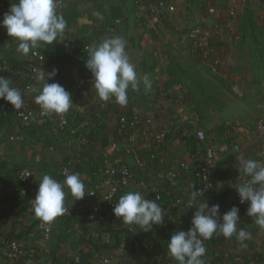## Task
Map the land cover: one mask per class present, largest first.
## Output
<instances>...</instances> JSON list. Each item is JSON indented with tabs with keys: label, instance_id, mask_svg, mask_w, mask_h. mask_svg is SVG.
<instances>
[{
	"label": "crops",
	"instance_id": "0c3cea01",
	"mask_svg": "<svg viewBox=\"0 0 264 264\" xmlns=\"http://www.w3.org/2000/svg\"><path fill=\"white\" fill-rule=\"evenodd\" d=\"M151 1L154 0H146V4L139 8L136 3L128 0H59L58 12L63 15L67 24L64 34L71 35L75 38V41L68 44L63 42V36H65L63 34L62 37L56 40L55 46L50 44L36 48L45 52V65L42 68L48 72L53 68L58 70V74L53 80L48 82H58L62 85L70 93L73 103L71 108L83 117L90 115L98 119L104 124L107 131L109 130L108 132H111L115 127L118 112L127 109L138 110L144 113V116L159 121L179 113L182 105L177 101L164 97L163 94L169 90L166 83L172 77H175L178 80V85L181 86L178 87V93L181 96L183 95L184 99L187 98L188 89L185 82L188 83V78L185 74H181L180 68L177 69L179 71L177 75L170 71L175 65L183 70H193L190 69L192 62H197L195 63L196 66L193 63L194 71L199 66V62L191 55L188 48L190 42L189 39L186 40L187 21H201L202 19L205 26L212 30L216 42L221 47L222 62L220 71L224 73L219 76L221 82L218 80V76L212 79V87L222 92L221 87H223V84L219 85L217 83H222L230 78L226 72L230 71L231 67L229 61V54L232 49L229 47L232 29L231 15L233 13H245V10H251L252 13L264 11V0H248L250 1L248 5L245 3L240 4L239 0H171L176 12L172 15V18H169L165 12L153 9V6L149 4ZM16 2L17 0H0V3L7 5L5 9L0 7V20L8 12L11 4ZM246 5L248 7L245 8ZM139 13H143V15L139 16ZM100 22L111 25L114 30L113 36L99 30ZM114 36L122 37L125 40L127 55L130 62L134 64L138 77L147 75L152 82L151 89L146 90L143 84L140 85L138 90L130 88L126 106L117 105L115 98L107 102L98 98L95 90L92 89L93 77L85 64L80 63L81 61L77 55V37L92 39L93 46ZM69 44L70 46H67ZM17 48V43L7 35L6 29L0 27V56L5 59L11 57L19 62H28L31 59V52L28 55H22L17 51ZM194 77L198 78L196 73H194ZM8 79L12 82L13 87L21 89L22 81L20 79ZM35 83L36 80L33 84ZM174 88L175 86L171 87L172 94ZM157 90L159 94L157 93L152 107L151 103L150 105L145 103L142 96L147 97ZM139 94L144 95L138 97ZM34 96L35 93L29 91L27 100L32 107H38L39 105L34 102ZM207 110H209L208 112L216 111L214 107ZM205 111L202 110L203 113ZM200 123L203 124L201 121ZM235 127L240 126L235 125ZM12 135H24V139L22 141H11L10 137ZM241 144L239 158L253 159L258 155L260 141L252 135L245 134ZM124 147V141L113 140V137H111L107 146L98 153H92V155H98L103 160H114L120 157ZM79 149V142L74 136L53 133L47 127L35 128V130L24 128L15 116L14 107L5 100L0 99V222H3L2 220L6 218V214H12L13 212L17 226L30 223V216L27 211H23V215L19 216L16 213L20 206L19 200L24 196V191L14 182H8L7 171H10L13 175L20 167L29 166L35 171L40 181L43 175H48L52 164L63 161ZM158 157L159 166L162 169L180 161L193 162L197 160H195L194 154L190 153V148L179 142L173 134H170L165 140ZM85 159L90 160V154H87ZM238 166L239 159L238 165L232 167L229 172L218 173L216 176L217 185L220 183L227 185L230 178H236L239 174L237 171ZM142 180L150 185L154 192L158 191V183L155 181L154 176L143 177ZM140 187V184L132 186L126 189L122 195L129 191H140ZM229 191H224L223 187L224 194H222L225 195L226 201L228 200ZM217 192L220 193L218 187ZM48 223L52 226V235L49 246L41 244L42 257L47 261H52L71 255L74 251L73 246L77 245L76 247H78L80 243L79 229L74 227L62 228L67 235L60 236L61 231L56 227L55 220ZM0 264L17 263L7 260L0 253ZM24 264L32 263L25 262Z\"/></svg>",
	"mask_w": 264,
	"mask_h": 264
},
{
	"label": "clouds",
	"instance_id": "9594fccd",
	"mask_svg": "<svg viewBox=\"0 0 264 264\" xmlns=\"http://www.w3.org/2000/svg\"><path fill=\"white\" fill-rule=\"evenodd\" d=\"M58 8L59 0H17L0 20V27L6 29L7 35L17 43V51L28 55L36 48L53 44L63 36L67 24ZM85 67L93 77L92 89L101 101L107 102L115 98L117 105L126 106L130 88L138 90L141 84L146 90L152 87L147 75L138 77L135 66L127 55L126 42L119 36L93 45L88 50ZM57 74L58 70L55 68L50 72L40 69L36 75V83L29 89L35 93L34 102L49 115L66 113L73 104L70 93L62 85L48 82ZM0 99L16 110L24 106L20 90L3 76H0ZM237 171L239 175L248 178L235 187L239 202L248 204L246 215L264 229V161L241 157ZM65 189L74 197V201L89 194L79 174L67 175L63 183L50 175H43L38 182L35 199L32 200L36 218L42 222H52L63 215L67 194ZM203 193V189L193 186L190 202L199 201V204L194 207L196 211L192 216L191 226L187 231H174L167 240V252L175 264H204V242L214 234L223 235L226 239L235 235L239 241H245L251 236V233L238 227L240 215L237 206H232L221 215L219 204L210 206L206 199H200ZM164 212L156 199L146 198L139 190L122 195L113 208L114 216L123 224L135 229L138 227L143 232L152 231L155 225H161Z\"/></svg>",
	"mask_w": 264,
	"mask_h": 264
},
{
	"label": "built area",
	"instance_id": "2783aa9c",
	"mask_svg": "<svg viewBox=\"0 0 264 264\" xmlns=\"http://www.w3.org/2000/svg\"><path fill=\"white\" fill-rule=\"evenodd\" d=\"M133 1L137 4L139 8H142L146 4V0H128ZM245 1V0H241ZM153 6V9H159L165 12L169 18L175 14V6L171 0H154L149 3ZM5 3H0L2 9L6 8ZM143 13H139L142 16ZM258 17L261 19L264 26V11L258 13ZM107 35L113 36L114 30L109 29ZM186 37L194 42L198 47L201 57L209 65L210 70L213 72L220 71L221 68V56L215 48V37L212 30L205 26L201 21H187V31ZM65 43H72L75 38L71 35L63 36ZM91 48L90 42H85L84 49L89 50ZM88 55V54H87ZM31 59H34L29 65V71L22 74V78L25 84L20 89V92L24 98V106L20 110L15 109V116L21 123V125L27 127L31 124L42 126L46 125L51 121H56L59 124L68 123L73 117L69 116V112L63 114H46L41 108H33L27 100V95L29 89L33 85L36 79V75L39 71L40 64L44 61V55L35 49L31 51ZM80 61L83 60V56H79ZM0 70L10 71L9 67L2 62V57L0 56ZM188 123L192 126V133L197 141L196 143V154H194L195 160L193 162L180 161L169 167L161 169L156 176L157 183L161 185V192L169 195L173 192V203L181 208L189 209L196 204L191 201V192L193 191V186L204 191L215 189L217 181L213 177L214 169L218 164L232 155L233 153H239L242 148V139L245 134L252 135L255 139L260 141L258 155L253 158L258 161H264V123L257 122L254 125H244L240 127H234L233 131H225L222 134L209 133L205 129L198 125V118L195 113H187L184 109H180L179 113L171 116L163 121L156 120L149 116H143L140 114H133L129 117L121 115L116 119V124L118 125V131H122L125 128H130L131 132L126 137L125 141V152L127 155L109 161L101 166L98 170L101 175V183L98 189H90L88 191V198L93 200L91 204V212L88 215V224L92 227L98 225L97 215L101 209L102 204H104L109 209L114 208V204L118 202V197L120 193L132 186L136 185V173L133 171V167H138L139 169H144L146 166L152 165L156 161L155 150L160 147L166 140L167 135L171 132L173 127L179 124ZM86 124L83 120L79 123V127ZM183 129V128H182ZM186 131L183 129V133ZM24 135H12L10 137L11 141H22ZM79 142H84L85 139H79ZM151 145L155 146L153 153H148L144 155L143 150ZM212 154L211 156L209 154ZM69 169L67 166L62 168V173L67 174ZM183 172H191L190 179L187 183L180 185L179 176ZM18 180L27 188L29 195L28 201V212L33 211L32 200L35 199L37 189H38V178L35 171L28 166L20 167L16 172ZM151 176V175H150ZM142 179V177H141ZM248 178L238 175L236 178H230L227 181L228 187H230L228 200L223 209L220 210L222 215L224 212L228 211L232 206H237L239 208L240 221L241 217H244V221L238 225V227L243 228L247 232L251 233L249 239L245 241H239L236 236L233 241L234 247L238 250L244 249L246 247L247 241H254L256 248L259 250V255L247 259L242 255L231 254L228 250L222 249L221 254L218 259L209 256L207 253L203 257L204 264H264V229L257 226L253 219L246 215V209L248 204H241L239 202V196L235 190V187L246 181ZM164 184V185H163ZM142 188H146L147 183L143 180L140 182ZM161 193L155 191V198L159 199ZM65 213L63 215H69V207L64 201ZM3 219L2 221H4ZM175 219L172 218V221ZM39 237L34 241L40 245H48L51 240L52 226L48 222H40L38 224ZM130 234L128 235V241L133 244L137 242L131 236L135 231L132 227L128 228ZM33 236V234H30ZM111 234L108 232H103L101 234L100 240L102 244H108L110 241ZM226 243H230V239L224 240ZM0 244L4 245L0 253L10 260H16L23 256H26L32 261V264H48L44 263L40 259H34L35 249H30L27 252L22 243L14 239H6L3 235H0ZM206 250L209 248V243L204 242ZM144 248L149 247V242L147 240L141 243ZM165 257H168L167 250L164 253ZM99 262L101 264H125L120 262L118 259L112 256H107L106 254H101L99 256ZM56 264H83L80 261L78 255L73 254L71 259L62 260Z\"/></svg>",
	"mask_w": 264,
	"mask_h": 264
},
{
	"label": "trees",
	"instance_id": "16d2710c",
	"mask_svg": "<svg viewBox=\"0 0 264 264\" xmlns=\"http://www.w3.org/2000/svg\"><path fill=\"white\" fill-rule=\"evenodd\" d=\"M245 1H246L245 4L247 5L250 2L248 0ZM247 5L245 6V8L248 7ZM245 11H246L245 13H252L251 10H245ZM109 29H112L110 24L106 22H100L99 30L101 32L106 33L109 31ZM64 35H69V34H64ZM76 41H77L76 44H78V47L76 48L77 55L78 57L83 56V60L80 63L84 65L88 54V50L84 49L85 42L91 43L92 39L77 37ZM55 43L56 41L53 43V45ZM214 44L216 50L218 51V54L221 56V47L218 45L216 41ZM62 45L64 44L62 43ZM67 46H70V44ZM91 47H92V43H91ZM39 51L45 57V52H43L42 50ZM33 61L34 59H30L28 60V62L27 61L19 62L11 57L6 59L2 58V62L9 67L10 71L0 70V76L10 79H20L22 81V87H23L25 81L23 80L21 75L30 70L29 65ZM44 65H45V59L40 64L39 70ZM175 66L171 69L170 72L173 73L174 75H177L179 73L178 68L181 69V72L183 69L178 66L175 69ZM183 71L184 73L181 74L184 75L186 71L185 70ZM175 80H177V78L172 77L166 83L169 90L165 91V94H163L164 97L171 98L172 95L171 87L174 86ZM177 83L178 80L176 81V84ZM185 86L187 87V89H189L187 82H185ZM157 93L159 94L158 90L155 93L149 94L147 97L142 96L144 94H139L137 96L138 97L142 96L145 100V103H148L149 105L151 103L152 106V103L153 104L155 103L154 100L157 97L156 96ZM33 108L38 109L40 107L38 106ZM196 111H192V113H196ZM68 112H69V116H72L73 118L69 120L68 123L65 124H59L56 121H51L46 125H42V126H37L34 124H31L27 127L23 125L22 126L24 128L32 129V130H35V128L47 127L53 133H60L63 134V136L64 135L74 136V138L77 141L79 139L84 138L85 139L84 142L78 141L80 148L79 150L74 151L71 156L66 157L63 161L52 164L50 166L51 168L48 172V175L53 177L58 182L63 183L67 175L76 173L79 174V176L81 177L85 185L86 192H88L90 189H98L101 183V175L99 174L98 170L103 165L102 164L103 162L107 163L109 161H112L113 159L103 160L102 157H99L98 155L93 156L92 153H98L101 149L107 146L108 140L111 137H113V140H120V141L122 140L125 143V139L128 136V134L131 132V130L130 128H125L119 132L118 125L116 124L113 130L112 131L110 130L111 132H108L109 130L107 131L106 127H104V124L98 119L90 115L83 117L82 115H79L77 111L75 112L71 107L68 110ZM133 114H140L144 116V113H141L138 110L135 111V110L127 109L124 110L123 112H118L116 118L118 119L121 115H125L126 117H129L130 115ZM83 120L86 121V124L79 127L78 126L79 123L82 122ZM198 125L201 128L205 129L207 132L216 133V134H222L225 131H233L234 129L233 125L229 123L227 124L226 122H221V123L219 122L218 124L214 125V127L207 129L202 123H200L199 119H198ZM182 128L186 131L185 133H183ZM170 134L171 135L173 134V136L176 139H178L179 142L184 143L186 146H188L190 148L191 154H196L195 152L197 150L196 149L197 141L194 137V134L192 133V126L190 124L188 123L179 124L173 127V129L167 135V137ZM162 145L157 149L155 148L154 145H151L148 149L144 148L143 150L144 155H147L148 153L151 152L153 153V151L156 149L154 152L157 155L156 161L152 165L146 166L144 169L133 167V171L136 173V177H137L136 185L140 184V181L142 180L141 177L143 178L150 175L154 176L155 181H157L156 179L157 173L162 169L159 166V157H158ZM239 153L237 152L233 153L232 155L228 156L218 164L219 168L217 169L215 168L213 173V177L215 178V180L218 173H223V171L229 172L232 167L238 165ZM87 154L88 155L90 154V160L85 159ZM125 155H127V152H125V148H123L122 152L120 153V157L122 158ZM64 166H67V168L69 169V172L67 174L62 173V168ZM190 174L191 172H183L179 176V180H178L179 184L182 185L187 183L188 180L190 179L189 176ZM6 177L8 178V182L10 183L14 182V184L21 187L22 190L24 191V196L19 200L20 206L18 207L16 213L19 216V215H23V211L24 212L27 211L28 215L30 216V223L23 226L21 225L17 226L16 224L17 221L15 220V215L13 214V212L12 214H6L7 216L5 220L3 222H0V235H3L4 237H6V239H14L22 243L24 249L27 252H29L30 249H35L34 259L36 260L40 259L44 263H48V264H56L61 262L62 260L71 259V256L73 254L78 255L80 261L83 264H101L99 262V256L101 254L112 256L113 258H116L120 262L125 264H175V262L170 258V256L168 257L164 256V253L167 250V240L170 238V236L174 231L176 230L187 231L189 229V227L191 226L192 216L196 211L194 207L198 206L199 204V201H196V204L193 207H190L189 209L181 208L173 203V192H171V194L169 195L165 194L164 192L163 193L161 192V185L159 184L157 185L158 192L161 193L159 199L155 198V192L150 185L147 184L146 188H142L141 186L140 191L144 193L146 198L156 199L157 203H159L162 206V208L165 210L164 212L165 217L163 223L161 225H155L152 231L143 232L138 227L136 229L133 228L135 232L132 233L131 236L137 242V244H133L132 242L128 241L129 238L128 235L130 234L128 228L131 226L123 224L121 220L117 219L113 214V209H109L104 204H102L101 209L97 215V219L99 223L98 225L92 227L90 224H88L87 217L91 212V204L93 203V200L88 198V194H85V196L82 199L74 201V197L70 193H68L67 189H65L67 193L65 196V201L69 207L70 214L61 215L55 218L54 220L56 222V227L61 231L59 234L60 236L67 235L66 231H63L62 228H70V227L78 228L80 243L78 247H76L77 245L73 246L74 251L71 253V255H66L61 259H54L52 261L51 260L47 261L44 257H42L43 254H42L41 245L39 243H35L34 241L37 237H39V230L37 226L41 222V220L36 218L33 211L28 212L27 210L28 201H29L27 188L18 180L16 174L12 175L10 171H7ZM218 185H219L218 188L220 193L217 192V183H216L215 189L204 191L203 196H201L200 199L201 200L206 199L209 202L210 206L211 204H219L221 210L226 205V198L225 195H223L224 194L223 187H224V191L226 192L227 190L230 189V187H228L229 185H224L222 183ZM123 193L122 192L120 193L118 200ZM172 218H174L175 220L172 221ZM244 220H245L244 217H241V221H239V224H241V222H243ZM103 232H108L109 234H111V238L108 244H102L100 240L101 234ZM30 234H33V236H30ZM225 239L226 238H224L223 235L214 234L211 239L207 240V242L209 243V248L206 250V253L209 256H213V258L215 259H218V257L220 256L222 248L228 250L231 254L242 255L247 259H252L258 256L260 253L259 250L256 248L254 241L252 240L247 241L246 247H244V249L237 250L234 248L235 245L233 243V241L235 240V235L232 238H230V243H226L224 241ZM145 240L149 242L148 248H144L141 246V243ZM49 245L50 243L48 244V246ZM3 247L4 245L0 244V251L3 249ZM11 261L17 264H24L25 262L32 263V261L29 260L26 256Z\"/></svg>",
	"mask_w": 264,
	"mask_h": 264
},
{
	"label": "rangeland",
	"instance_id": "374dc122",
	"mask_svg": "<svg viewBox=\"0 0 264 264\" xmlns=\"http://www.w3.org/2000/svg\"><path fill=\"white\" fill-rule=\"evenodd\" d=\"M239 1L240 4L246 3ZM230 20L232 22L229 46L232 48L229 54L231 67L230 71L226 72L230 78L217 83L223 84V87L220 86L222 92L213 89L212 79L223 75L224 72L211 71L201 57L198 47L187 38L186 40L190 42L189 51L199 62V66L194 71L193 63L197 62H192L190 69L193 70H185L189 88L187 98L184 99L183 95L178 93V87L181 86L176 84L177 80L170 98L182 105V108L185 106L187 113L197 110V118L199 117L207 129L219 122H226L234 127L264 123V26L258 13H233ZM202 22L205 25L204 21ZM181 73L184 71L182 70ZM194 73L198 78L194 77ZM197 79L199 80L196 81ZM218 80L220 81L221 78L219 77ZM210 107H214L216 111L208 112L207 109ZM198 110L207 111L201 113Z\"/></svg>",
	"mask_w": 264,
	"mask_h": 264
}]
</instances>
